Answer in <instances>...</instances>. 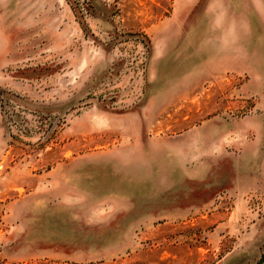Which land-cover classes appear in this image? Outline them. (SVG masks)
I'll list each match as a JSON object with an SVG mask.
<instances>
[{"label": "rangeland", "instance_id": "1", "mask_svg": "<svg viewBox=\"0 0 264 264\" xmlns=\"http://www.w3.org/2000/svg\"><path fill=\"white\" fill-rule=\"evenodd\" d=\"M205 2L0 0V264L262 257L264 22Z\"/></svg>", "mask_w": 264, "mask_h": 264}, {"label": "crops", "instance_id": "2", "mask_svg": "<svg viewBox=\"0 0 264 264\" xmlns=\"http://www.w3.org/2000/svg\"><path fill=\"white\" fill-rule=\"evenodd\" d=\"M206 2L204 3V5H202V7L205 8V15H207V17H210V15H212L214 17L213 23L212 24H208L205 26H207L206 28L204 27L203 29H200L202 31H207L210 33L213 32H221V33H225V34H232V33H237V32H249L252 33L253 29H248L245 27H242L239 29L238 25L234 22V12L237 10V6L235 5V3L241 1L242 2V6H244L247 10V12L250 13V15L244 14L246 16H251L252 18H258L260 19V21L262 20V22H264V0H205ZM244 15H242L244 17ZM245 19V18H244ZM244 21V20H242ZM245 25V24H244ZM263 144H264V140H260L258 141V145L259 148L262 149L260 150V153L262 154L263 151ZM262 158H263V154H262ZM260 173L253 176V183H257L259 185H264V162L261 161L260 163ZM263 169V170H262ZM263 174V175H262ZM239 174L237 173L236 177L234 178V183L235 184V194L237 196L238 199H240L241 194H245L246 191H248L250 189L249 188H244V185L242 184L241 178H239ZM251 237L253 238H259L262 237V239H264V234H259V233H254L251 235ZM262 245V242H261ZM260 247V245L255 246V247H249L247 250H251V257H255L257 255L258 252V248ZM253 254V255H252ZM264 264V261H263Z\"/></svg>", "mask_w": 264, "mask_h": 264}, {"label": "water", "instance_id": "3", "mask_svg": "<svg viewBox=\"0 0 264 264\" xmlns=\"http://www.w3.org/2000/svg\"><path fill=\"white\" fill-rule=\"evenodd\" d=\"M263 261H264V253H263L262 257H260L255 264H262Z\"/></svg>", "mask_w": 264, "mask_h": 264}]
</instances>
